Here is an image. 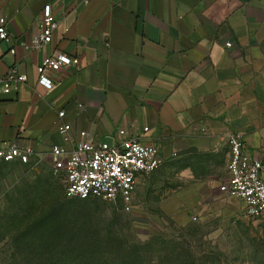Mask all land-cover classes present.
<instances>
[{
	"label": "crops",
	"instance_id": "1",
	"mask_svg": "<svg viewBox=\"0 0 264 264\" xmlns=\"http://www.w3.org/2000/svg\"><path fill=\"white\" fill-rule=\"evenodd\" d=\"M46 4L58 28L48 45L29 48ZM0 14L9 32L0 77L16 66L27 78L0 92V143L20 140L50 163L51 145L61 143L58 110L72 137L78 130L91 141L140 136L162 164L137 184L146 192L157 185L158 206L172 200L175 210L186 191L207 201L222 196L227 132L240 133L248 153L264 158L263 0H0ZM53 50L78 63L53 74L46 89L35 68ZM178 157L196 164L174 172ZM168 177L171 186L163 184Z\"/></svg>",
	"mask_w": 264,
	"mask_h": 264
},
{
	"label": "rangeland",
	"instance_id": "2",
	"mask_svg": "<svg viewBox=\"0 0 264 264\" xmlns=\"http://www.w3.org/2000/svg\"><path fill=\"white\" fill-rule=\"evenodd\" d=\"M213 158L216 171L222 172L223 152ZM172 164L179 173L196 162L178 157ZM163 184L171 186L173 178ZM33 194L43 197L41 208L48 207L37 233L41 239L51 234L49 244L56 252L73 232L72 244L107 240L112 247L123 245L124 251L137 246L140 262L134 264H264V216L248 218L236 198L222 195L207 201L202 193L186 191L182 208L175 210L172 200L161 208L157 185L146 192L140 180L126 209L121 201L65 196L61 176L46 161L36 168L0 161V264H43L46 242L31 246L30 224L17 230L27 210L25 200Z\"/></svg>",
	"mask_w": 264,
	"mask_h": 264
},
{
	"label": "built area",
	"instance_id": "3",
	"mask_svg": "<svg viewBox=\"0 0 264 264\" xmlns=\"http://www.w3.org/2000/svg\"><path fill=\"white\" fill-rule=\"evenodd\" d=\"M7 23L6 15L0 14V44L9 39ZM58 25L51 6L46 4L38 18V33L27 47L39 49L48 45ZM225 45L229 47L231 42H226ZM77 63V57L53 50L45 54L35 68L37 83L50 89L53 74ZM26 80L24 73L19 72L16 66H10L0 77V92L16 89ZM78 106L82 107L80 104ZM64 115L63 110L57 111L55 130L61 137V143L51 145L49 158L52 172L62 178L65 196L121 201L129 209L138 176L153 173L162 164L156 147L143 142L140 136L123 142L91 141L86 138L85 131L78 130L72 137L73 128L64 121ZM146 131L147 128L144 127L143 132ZM226 142L229 148L227 175L218 185V190L225 197L240 200L248 218L263 217L264 158L252 157L238 132H227ZM0 161L16 162L30 168H36L40 163L35 149L17 139L0 143Z\"/></svg>",
	"mask_w": 264,
	"mask_h": 264
},
{
	"label": "trees",
	"instance_id": "4",
	"mask_svg": "<svg viewBox=\"0 0 264 264\" xmlns=\"http://www.w3.org/2000/svg\"><path fill=\"white\" fill-rule=\"evenodd\" d=\"M42 198L43 197L40 194H33L31 199L25 200L27 210L18 221L17 230L19 232L22 225L30 224L31 230L33 231L30 235L31 240L29 241L31 246H38L41 242H46L48 248L43 254V264H134L135 261L140 262V255L138 249H136L137 246H133V249L130 248V251H124L126 249L123 245L120 244L117 247H112L107 243V240L96 245L80 242L72 244L69 240L76 238L74 235L75 233L73 232L69 233L66 237L67 242L63 243L56 252V249L49 244V236L51 234L46 238L41 239L37 233V228L40 224V217L48 213L47 206L43 208L40 207V201ZM29 218H31V223L27 221ZM34 255L37 256L36 252ZM182 264L188 263L182 261Z\"/></svg>",
	"mask_w": 264,
	"mask_h": 264
}]
</instances>
